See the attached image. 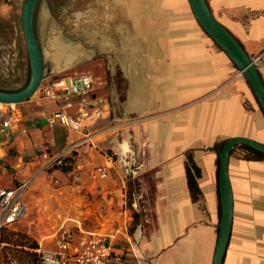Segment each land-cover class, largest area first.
<instances>
[{"label": "crops", "instance_id": "obj_1", "mask_svg": "<svg viewBox=\"0 0 264 264\" xmlns=\"http://www.w3.org/2000/svg\"><path fill=\"white\" fill-rule=\"evenodd\" d=\"M205 1L255 60L264 83V0ZM130 4L141 11L125 16L122 7ZM88 7L89 22H99L102 31L116 20L121 24L115 31L122 32L123 20L131 19L139 35L112 51L118 62L110 61L112 73L94 93L108 100V111L86 128L90 141L68 156L77 161L75 188L85 203L84 219L93 217L102 224L96 232L112 236V264H213L223 211L219 156L233 138L264 144L256 93L196 21L188 0H97ZM60 108L75 113L72 103L53 100L0 103V188L27 182L45 164L44 155L58 156L71 140L82 139L70 128L48 124ZM7 122L11 128H4ZM189 156L200 174L194 175L197 200L189 187ZM101 166L107 179L96 176ZM49 172L43 175L57 170ZM229 173L235 207L222 264H264V159L232 152ZM149 194L142 211H152V220L134 226L139 202L131 198ZM64 224L94 231L71 218L58 228ZM54 234L49 238L56 250Z\"/></svg>", "mask_w": 264, "mask_h": 264}, {"label": "rangeland", "instance_id": "obj_2", "mask_svg": "<svg viewBox=\"0 0 264 264\" xmlns=\"http://www.w3.org/2000/svg\"><path fill=\"white\" fill-rule=\"evenodd\" d=\"M96 1H39L35 10L34 29L45 62V80L41 86L47 87L54 82L69 81L72 77L88 74L96 81L95 90L102 89L106 82L104 76L112 73L109 70L110 61L115 64L118 62V52L112 51L123 43L124 38L125 42L128 40L131 42L134 35H139L138 29L132 26L134 21L131 19L123 20L125 28L122 32L115 31L116 23L121 24V21L110 22L108 24L110 31H102L99 28V22L91 24L88 5ZM23 2L24 0H0V90L6 92L20 91L31 80V64L21 28ZM139 6L137 4L123 5L121 11L127 16L133 11H141L138 10ZM117 11L120 12V9ZM112 12H116L114 7ZM108 46H113L114 50H109ZM118 74L116 70L115 77ZM39 90L28 102L33 99L40 102ZM76 162L65 161L63 165H56L50 170L49 174L57 170L53 175L37 177L38 179L25 194L32 197L28 200L32 203L33 209L20 223L4 230L1 240L8 235L22 234L38 245L41 243L44 249L54 251L55 245L50 242L49 237L59 229L58 227L65 219L71 218L81 222L83 227L94 231L102 228V224H98L96 219L89 217L85 220L82 214L85 203L81 201L80 194L75 188V183L78 182ZM137 187L138 185H135L134 190ZM133 199L139 202V209L133 212L134 226L142 223L145 217L151 222L152 211H142L144 199L149 207V202L152 200L151 194L144 197L136 195L135 198H131ZM14 239L16 240L17 237ZM1 240L0 264H34L33 259L24 253H21L23 258L20 262L9 261V258L5 256L9 252L8 249L14 246L3 244ZM21 249L23 248H19V251Z\"/></svg>", "mask_w": 264, "mask_h": 264}, {"label": "built area", "instance_id": "obj_3", "mask_svg": "<svg viewBox=\"0 0 264 264\" xmlns=\"http://www.w3.org/2000/svg\"><path fill=\"white\" fill-rule=\"evenodd\" d=\"M95 89L96 81L88 74L72 77L69 81L54 82L47 87L41 86L40 102L53 100L62 105L72 103L75 106L74 115L63 108L55 111L48 117V124L70 128L81 135L82 139L71 140L68 147L58 156L44 155L45 164L27 182L14 188H0V240L4 230L20 223L28 216L25 194L37 177L56 165H63L70 154L92 138L87 134L86 128L100 121L107 113L106 107L109 105L106 98L94 94ZM3 126L11 128L12 124L7 122ZM96 176L101 180L107 179V167L97 168ZM54 240L57 244L56 250L51 252L42 249L41 246L37 249L39 264H112L114 244L111 235L86 231L79 225L69 228L64 224L54 234Z\"/></svg>", "mask_w": 264, "mask_h": 264}, {"label": "water", "instance_id": "obj_4", "mask_svg": "<svg viewBox=\"0 0 264 264\" xmlns=\"http://www.w3.org/2000/svg\"><path fill=\"white\" fill-rule=\"evenodd\" d=\"M39 1L24 0L21 9V28L23 30L25 46H27L29 63L31 64L30 83L24 89L16 92L0 90V103L17 105L28 102L33 98V95L39 90L45 80V62L34 29L35 10ZM188 3L199 25L202 26L213 41L217 42L225 54L236 64L239 72L249 81L264 111V83L260 73H258L255 60L249 57L239 42L218 23L205 0H188ZM237 146H245L264 155V144L245 138H233L229 140L220 153L219 190L223 211L220 222L219 241L213 264H222L232 232L235 206L229 164L231 154Z\"/></svg>", "mask_w": 264, "mask_h": 264}, {"label": "trees", "instance_id": "obj_5", "mask_svg": "<svg viewBox=\"0 0 264 264\" xmlns=\"http://www.w3.org/2000/svg\"><path fill=\"white\" fill-rule=\"evenodd\" d=\"M234 152L239 153L240 156H242V158L246 159V160H250V159H264V155L253 150V149H249L245 146H237L234 148ZM188 163L186 166V170H187V174H188V178H189V187H190V191L192 192V196L194 200H197L200 197V191H198L197 188V184L195 181V177L194 175H196L197 177H199V170L196 167V165L193 162V159L191 158V156L188 157ZM65 161L68 163H71L70 158L65 159ZM17 239L15 240L14 238ZM1 243H5L6 245H12L14 246L12 249H8L9 252L8 254L5 256L7 257V259L9 258V261H21L23 256L21 255V253H24L27 256H30L33 261L34 264H39L38 261V255H37V249L39 248L40 245H38V243H36L35 241L31 240L30 238L26 237L25 235H17V234H12V236L8 235L4 238H2ZM23 248L21 249V251H19V248ZM6 249V248H4ZM3 249V250H4Z\"/></svg>", "mask_w": 264, "mask_h": 264}]
</instances>
